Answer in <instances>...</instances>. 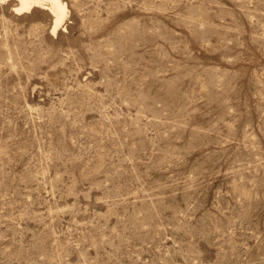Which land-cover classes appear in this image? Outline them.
Segmentation results:
<instances>
[{"label": "rangeland", "instance_id": "rangeland-1", "mask_svg": "<svg viewBox=\"0 0 264 264\" xmlns=\"http://www.w3.org/2000/svg\"><path fill=\"white\" fill-rule=\"evenodd\" d=\"M0 2V264H264V0Z\"/></svg>", "mask_w": 264, "mask_h": 264}, {"label": "bare ground", "instance_id": "bare-ground-1", "mask_svg": "<svg viewBox=\"0 0 264 264\" xmlns=\"http://www.w3.org/2000/svg\"><path fill=\"white\" fill-rule=\"evenodd\" d=\"M13 5V11L17 14L30 12L35 8L48 11L53 17L52 33L56 34L63 26L69 10L64 0H0Z\"/></svg>", "mask_w": 264, "mask_h": 264}]
</instances>
